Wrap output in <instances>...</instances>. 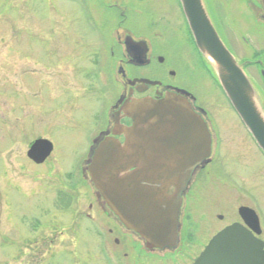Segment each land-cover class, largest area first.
I'll return each instance as SVG.
<instances>
[{"label":"rangeland","instance_id":"1","mask_svg":"<svg viewBox=\"0 0 264 264\" xmlns=\"http://www.w3.org/2000/svg\"><path fill=\"white\" fill-rule=\"evenodd\" d=\"M204 2L239 64L255 52L264 54V37L242 29L255 28L245 0ZM119 26L122 34L130 29L148 37L161 30L164 39L157 45L164 67L189 81L184 82L207 113L214 152L223 158L229 201L216 213L225 211L231 223L241 206L250 205L264 229V154L215 69L186 39L177 0H0V264H143L125 237L107 232L110 223L99 227L83 217L90 212L89 194L67 208L58 199L67 173L80 177L89 139L104 116L106 89L94 80L95 65L106 58L109 30ZM39 138L54 144L43 165L27 156ZM202 249L186 241L176 257L160 253L150 262L191 264Z\"/></svg>","mask_w":264,"mask_h":264},{"label":"water","instance_id":"2","mask_svg":"<svg viewBox=\"0 0 264 264\" xmlns=\"http://www.w3.org/2000/svg\"><path fill=\"white\" fill-rule=\"evenodd\" d=\"M179 3L199 53L215 69L222 90L264 154V100L220 38L204 0ZM132 43L126 40L128 51ZM124 111L133 122L117 133L125 141L95 140L85 161L90 181L149 251L176 250L183 195L194 172L210 161L211 130L186 97L175 93L127 102ZM53 150L51 141L40 138L27 156L42 164ZM239 214L250 229L239 223L228 226L193 264H264V242L253 234H260L258 216L244 206Z\"/></svg>","mask_w":264,"mask_h":264},{"label":"flooded vegetation","instance_id":"3","mask_svg":"<svg viewBox=\"0 0 264 264\" xmlns=\"http://www.w3.org/2000/svg\"><path fill=\"white\" fill-rule=\"evenodd\" d=\"M245 2L252 12L251 15L255 21V28L242 27V29L245 33L252 34L256 38H263L264 0H245ZM213 16L217 20L215 11L212 17ZM124 22L125 20L123 19L120 24L123 25ZM119 28H121V26L109 30L111 33L109 35L111 44L107 47L106 58L104 62L100 61V63L95 65L98 67V71L96 73V78L93 79L102 84V89H106L104 95H106L107 104L104 107V116L102 115V121L98 125V131L89 139L90 149L94 146L95 140L98 137H101V140L108 137H115L120 142L125 141L124 136L118 135L117 133L120 132L122 127H131L133 124L132 120L126 116L124 111L125 104L133 100L145 98L162 99L169 93L182 95L186 97L192 104L194 110L199 113L208 124L206 111L197 104L196 98L189 88V83L186 84L184 82H189L186 80L187 78L178 74L176 71L166 70L164 67L165 61L158 54L159 44L157 45V43L164 39L161 30L159 34L153 32L154 34H150L151 37H148L130 29L125 30L122 34ZM187 31L188 35L186 39L190 43L192 41L191 44L195 47L188 27ZM128 38H131L133 41L129 51L126 47V40ZM256 40L258 41V39ZM243 42L245 46L249 43L246 39H243ZM260 51L255 52L256 54L251 59L243 58L242 61H240V65L254 84L260 98L264 100V54L262 50ZM102 63L106 65L104 67L106 73L104 77L102 76L103 70H101L103 66ZM181 91L187 92L188 95L182 94ZM90 149L88 150L86 159L90 154ZM216 155V151L214 152L213 138L210 161L194 172L191 182L183 195L180 215L181 241L176 250L149 251L136 234L127 230L118 221L104 199L92 186L87 171L88 166L85 162L86 159L83 161L80 177H77L73 173H67L65 189L61 191L60 198L58 199L62 208H67L71 207L70 205L73 202L79 204L81 198L86 200L89 194L90 201L88 209L90 212L82 213L83 217L90 220L95 225H99V227L103 225L106 226V224L109 225L110 223L112 227L108 228L107 232L109 234L119 233L122 238L125 237L124 241L125 244H127V248H131L142 260L143 264H152L150 261L154 260V258L160 259V257H157L160 253H163V255L166 253H173L176 257L175 254H177L182 244L186 243V241L196 242L200 247L203 246V249L198 254L199 256L212 238L228 226L239 223L247 227L239 214V209L243 206L254 210L258 216L260 234L257 235L254 232L253 234L256 238L264 242L262 220L255 208H252L250 205L241 206L238 209V220H233L231 223L226 221L225 211L216 213L219 208H222L224 204L226 205L229 201V183L224 177V170L221 166L223 158L220 156L217 157ZM43 164H45V162L37 165ZM260 171L261 168H256V173H260ZM86 188L89 191H87ZM77 193L79 194L76 195ZM93 218L95 219L93 220ZM215 223L217 224L216 226ZM114 241L118 245L121 243L118 238H115ZM128 255L129 253L124 254L125 257ZM198 256L194 258L191 264L194 263Z\"/></svg>","mask_w":264,"mask_h":264},{"label":"bare ground","instance_id":"4","mask_svg":"<svg viewBox=\"0 0 264 264\" xmlns=\"http://www.w3.org/2000/svg\"><path fill=\"white\" fill-rule=\"evenodd\" d=\"M52 155V154H51ZM46 162V161H45Z\"/></svg>","mask_w":264,"mask_h":264}]
</instances>
